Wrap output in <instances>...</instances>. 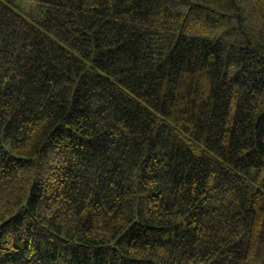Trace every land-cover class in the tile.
Masks as SVG:
<instances>
[{
  "label": "trees",
  "instance_id": "obj_1",
  "mask_svg": "<svg viewBox=\"0 0 264 264\" xmlns=\"http://www.w3.org/2000/svg\"><path fill=\"white\" fill-rule=\"evenodd\" d=\"M0 264H264V0H0Z\"/></svg>",
  "mask_w": 264,
  "mask_h": 264
}]
</instances>
